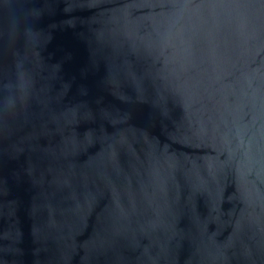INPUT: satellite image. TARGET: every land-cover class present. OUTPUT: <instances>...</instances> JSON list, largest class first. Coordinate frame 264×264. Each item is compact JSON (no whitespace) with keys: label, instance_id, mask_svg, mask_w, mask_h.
<instances>
[{"label":"water","instance_id":"water-1","mask_svg":"<svg viewBox=\"0 0 264 264\" xmlns=\"http://www.w3.org/2000/svg\"><path fill=\"white\" fill-rule=\"evenodd\" d=\"M0 264H264V0H0Z\"/></svg>","mask_w":264,"mask_h":264}]
</instances>
